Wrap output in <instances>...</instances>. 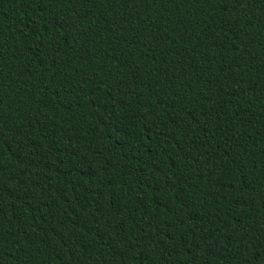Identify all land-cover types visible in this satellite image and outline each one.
Instances as JSON below:
<instances>
[{
  "label": "trees",
  "instance_id": "trees-1",
  "mask_svg": "<svg viewBox=\"0 0 264 264\" xmlns=\"http://www.w3.org/2000/svg\"><path fill=\"white\" fill-rule=\"evenodd\" d=\"M0 264H264V0H0Z\"/></svg>",
  "mask_w": 264,
  "mask_h": 264
}]
</instances>
